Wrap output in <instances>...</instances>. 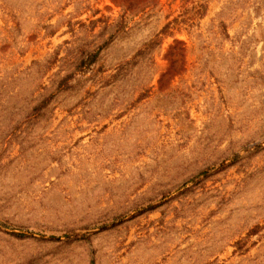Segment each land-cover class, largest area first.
I'll return each mask as SVG.
<instances>
[{
    "label": "rangeland",
    "instance_id": "1",
    "mask_svg": "<svg viewBox=\"0 0 264 264\" xmlns=\"http://www.w3.org/2000/svg\"><path fill=\"white\" fill-rule=\"evenodd\" d=\"M0 264H264V0H0Z\"/></svg>",
    "mask_w": 264,
    "mask_h": 264
},
{
    "label": "trees",
    "instance_id": "2",
    "mask_svg": "<svg viewBox=\"0 0 264 264\" xmlns=\"http://www.w3.org/2000/svg\"><path fill=\"white\" fill-rule=\"evenodd\" d=\"M199 7H200V10H202V11H201V14H203V9L205 8L204 4H199ZM201 8H202V9H201ZM169 25H170V22L166 23V24L162 27V29L160 30L159 33H164V31L167 30V28L169 27ZM157 43H158L157 40H151V41H148V42L144 43L143 49L138 50V51L135 53V56H143V55L145 54V52H146L149 48H151L154 44H157ZM171 49H172V47H171ZM97 53H98L97 49L94 50V51L89 52V53H88L83 59H81V60L79 61V63H78V67H79V66H80V67H85V68L89 67L92 63L95 62L96 57H97ZM169 54H170V52H169ZM131 61H132V60H131ZM173 61H174V60H172L171 62H173ZM128 63H129V62H126V64H128ZM121 70H122V69H121ZM68 78H69V76H66L65 78L62 79L61 84H64L65 87H69V84H67V83L65 82ZM47 102H48V98L46 97V98H44V99H43L38 105H36V106H34V107L32 108L31 113H29V114L27 115V117H28V116H29V117H34V116H36V115H37V111H38L41 107H44V106L47 104Z\"/></svg>",
    "mask_w": 264,
    "mask_h": 264
}]
</instances>
